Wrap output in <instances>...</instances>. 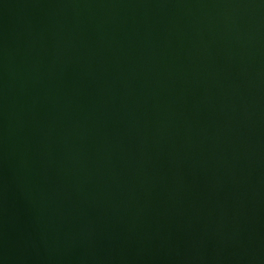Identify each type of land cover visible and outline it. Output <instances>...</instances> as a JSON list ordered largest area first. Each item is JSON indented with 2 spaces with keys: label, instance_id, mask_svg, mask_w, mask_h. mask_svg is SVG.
Instances as JSON below:
<instances>
[{
  "label": "water",
  "instance_id": "1",
  "mask_svg": "<svg viewBox=\"0 0 264 264\" xmlns=\"http://www.w3.org/2000/svg\"><path fill=\"white\" fill-rule=\"evenodd\" d=\"M0 264H264V0H0Z\"/></svg>",
  "mask_w": 264,
  "mask_h": 264
}]
</instances>
